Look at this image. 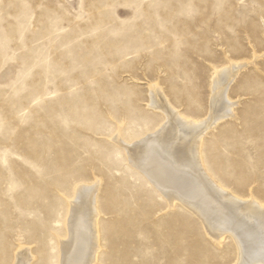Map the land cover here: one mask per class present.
<instances>
[{"label": "rangeland", "instance_id": "1", "mask_svg": "<svg viewBox=\"0 0 264 264\" xmlns=\"http://www.w3.org/2000/svg\"><path fill=\"white\" fill-rule=\"evenodd\" d=\"M227 60L243 64L227 87L234 115L208 130L207 156L263 201L264 0H0V252L53 264L50 229L86 181L113 227L98 264H234L232 239L174 210L118 135L143 137L164 104L209 121ZM118 208L141 212L135 228Z\"/></svg>", "mask_w": 264, "mask_h": 264}, {"label": "bare ground", "instance_id": "2", "mask_svg": "<svg viewBox=\"0 0 264 264\" xmlns=\"http://www.w3.org/2000/svg\"><path fill=\"white\" fill-rule=\"evenodd\" d=\"M227 64L224 68L214 69L211 90L216 92L215 104L218 106L215 105L209 114L211 121L191 118L172 105L169 108L164 104L160 122L155 124L156 120H152L143 137L137 138L132 133L118 135L126 143H133L132 147L124 150L130 165L163 195L174 210L182 207L185 214L198 216L208 228L209 237L216 243L223 245L226 237L232 239L230 243L237 252L234 264H264V200H260L261 189L248 186L246 182L233 183L229 177L221 176L212 164L214 159H211L212 162L208 159L205 148L208 130L224 117L234 115L235 103L226 96L227 87L243 64L232 60H227ZM222 86H225L224 89ZM153 104L156 105L157 101L153 100ZM83 182L86 181L77 182L66 191L64 213L58 218L60 226L50 229L51 244L55 250L53 264H98L101 263L99 256L107 250L106 239L113 227L110 222L104 226L100 218L101 212L110 211L103 209L99 198L96 194L92 196L91 188L83 186ZM131 210L119 211L118 208L123 217L121 221H126L130 230L136 226L131 222L140 219L141 213ZM70 212L72 217L68 219ZM183 217L186 216H181V220ZM180 230L183 231L184 227L181 226ZM126 231L128 233L129 230ZM185 251L188 250L184 248L182 254ZM189 251H192V257L197 254L196 250L189 248ZM30 260L23 252H14L13 257L9 251L0 252V264H32Z\"/></svg>", "mask_w": 264, "mask_h": 264}]
</instances>
